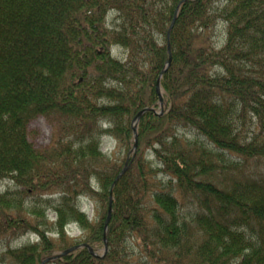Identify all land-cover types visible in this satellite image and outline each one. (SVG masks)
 Instances as JSON below:
<instances>
[{
	"label": "trees",
	"instance_id": "1",
	"mask_svg": "<svg viewBox=\"0 0 264 264\" xmlns=\"http://www.w3.org/2000/svg\"><path fill=\"white\" fill-rule=\"evenodd\" d=\"M39 115L43 151L27 139ZM5 179L0 240L37 238L4 247L12 264L79 244L44 264H122L134 240L139 264H264V0H0Z\"/></svg>",
	"mask_w": 264,
	"mask_h": 264
},
{
	"label": "rangeland",
	"instance_id": "2",
	"mask_svg": "<svg viewBox=\"0 0 264 264\" xmlns=\"http://www.w3.org/2000/svg\"><path fill=\"white\" fill-rule=\"evenodd\" d=\"M112 14L109 15L110 18H112ZM109 19V18H108ZM220 29L217 31V34H219L218 37H220ZM221 38V37H220ZM215 39L219 41V43L222 42V39ZM214 40V39H213ZM112 53L115 57L121 58L123 59L126 55V52L124 51V49L120 48V47H116L114 46L112 48ZM163 112V111H162ZM54 123L42 116L39 115L36 118H34L33 120H31L28 125H27V139L28 141L32 144V146L34 147L33 149H36L38 151H43L45 150L48 145L50 144V141L53 137V133H54ZM116 142L115 140H113L112 137L105 135L102 137V141H101V150L103 151V153H107V154H114L115 156H117L118 154H125V148L123 147H117V145H115ZM128 154V151L127 153ZM94 182H92L91 184L93 185ZM5 187H13V183L12 181H10L9 179H5L3 181L0 182V191H3V189ZM79 207L80 210L83 211L86 216L87 219L90 221H95L97 219V215H96V207H95V203L93 202V200L87 198V197H81L79 198ZM47 219L53 220L54 219V213L47 211ZM66 233L73 239L77 240H81L83 238V232L78 229V227H76L75 224H70L68 227H66ZM52 235V234H50ZM35 239H37L35 237V235H31V234H24L20 237H18L17 239H12V240H8V237L4 236L3 238H1L0 240V264H12L11 259L9 258V256L5 253V249L4 248L6 245H9L10 247H18L22 244H24L25 242L29 241H35ZM98 254L102 253V250L99 248L97 251ZM142 250L140 248V245L138 242H136L135 240L132 242L131 247L128 248V253L127 256L124 257V261L122 262V264H139V260L141 258V260H143V256H142Z\"/></svg>",
	"mask_w": 264,
	"mask_h": 264
},
{
	"label": "water",
	"instance_id": "3",
	"mask_svg": "<svg viewBox=\"0 0 264 264\" xmlns=\"http://www.w3.org/2000/svg\"><path fill=\"white\" fill-rule=\"evenodd\" d=\"M177 11H178V8H176V10L174 11V16H176V14H177ZM174 16H172L173 17V19H172V22H171V24H170V27H169V29L171 28V26H172V24H173V22H174V20H175V17ZM167 50H168V58H167V61H166V63H165V69L169 66V64H170V61H171V56H170V48H169V45H167ZM163 71V70H162ZM161 75H162V72L160 73V75H159V77H158V79H157V81H156V83H155V88H156V90L155 91H157V93H158V95H159V105H160V108H161V111H160V113H162V107H163V97H162V92H161V89H160V78H161ZM147 110H149V109H147V108H144V109H142V110H140L138 113H137V115L135 116V118H134V120H133V124H135V122L138 120V118L140 117V115L144 112V111H147ZM133 131H134V134H133V137H134V148H136V143H137V133H136V128L134 127V129H133ZM119 177V175H117V177L115 178V181L117 180V178ZM114 181V182H115ZM111 202H112V198L110 197V199H109V204H108V212H107V218H106V220H105V223H104V233H103V242H104V246H103V254L102 255H98L97 253H95L93 250H92V248L91 247H87V245H85L86 247H87V249L90 251V253L93 255V256H95V257H102V256H104L105 255V253H106V251L108 250L107 249V242H106V239H105V234H106V230H107V224H108V221H109V217H110V214H111ZM84 244H79V245H76V246H73V247H71V248H69V249H67V250H64V251H61L60 253H58V254H56V255H53V256H51L50 258H46V259H44L43 261H42V263L41 264H44L45 262H47V260H49V259H55V258H57V257H59V256H62V255H64V254H67L68 252H70L71 250H74V249H76V248H79V247H82Z\"/></svg>",
	"mask_w": 264,
	"mask_h": 264
}]
</instances>
